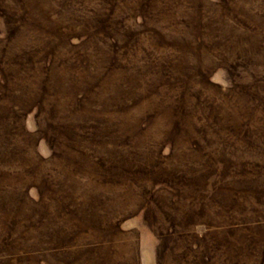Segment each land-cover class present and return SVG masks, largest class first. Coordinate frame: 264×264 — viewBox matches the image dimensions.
<instances>
[{"label":"rangeland","instance_id":"374dc122","mask_svg":"<svg viewBox=\"0 0 264 264\" xmlns=\"http://www.w3.org/2000/svg\"><path fill=\"white\" fill-rule=\"evenodd\" d=\"M0 264H264V0H0Z\"/></svg>","mask_w":264,"mask_h":264}]
</instances>
